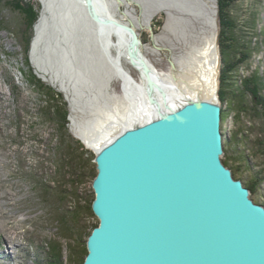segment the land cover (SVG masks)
Masks as SVG:
<instances>
[{
	"label": "water",
	"instance_id": "water-1",
	"mask_svg": "<svg viewBox=\"0 0 264 264\" xmlns=\"http://www.w3.org/2000/svg\"><path fill=\"white\" fill-rule=\"evenodd\" d=\"M87 6L102 22L93 0ZM103 22L131 35L127 53L145 75L152 110L121 122L97 145L79 138L94 153L99 220L83 264H264V203L224 161L221 73L214 94L174 100L135 29Z\"/></svg>",
	"mask_w": 264,
	"mask_h": 264
},
{
	"label": "rangeland",
	"instance_id": "rangeland-1",
	"mask_svg": "<svg viewBox=\"0 0 264 264\" xmlns=\"http://www.w3.org/2000/svg\"><path fill=\"white\" fill-rule=\"evenodd\" d=\"M164 1L167 2V0H128L123 9L134 13L136 18L144 19L143 8L159 7ZM169 1L170 4L166 5V8L163 6L155 14L152 23L143 22L141 25L138 24L137 28L142 39L143 52L162 73L171 71V59L179 60L191 48L189 41H192V38L209 32L213 15L216 17L219 50H222V42L227 43L221 34L223 33L221 24L226 12L220 7L219 0ZM227 1L229 0L224 2L226 8L229 7ZM0 4V256L8 257L0 259V264H38L37 260L41 262V253H46L45 251L52 249L53 245L57 247V251L63 250V257L67 259L66 264H80V260L71 263L68 258L67 247L71 238L67 232L71 225L68 217L74 213L73 208L78 205L77 199L80 205H87L91 197L92 171L95 168L94 153L89 149L87 156H91V161L87 163L86 175L78 185L73 186L72 182L75 179L68 178L69 176L66 177V184L62 186L51 183L57 185L56 188H51L53 190L61 187L67 190V198L64 201H58V198L52 194L49 196L44 194L41 183H49L50 179L59 177L55 164L61 156L59 153L61 137L57 124L45 117V108H43L46 103L45 96L28 80L29 68L25 61L26 53L22 43L24 37L32 35L29 58L37 76L63 93L69 109V131L76 139L79 138L71 130L73 114L71 98L76 92L75 87L82 94L79 104L84 113L80 112L79 117H82L80 115L90 117V106L83 103L86 97L84 93L99 90L101 84L97 77L91 76L90 80H84L80 85V81H77L75 76L77 73L70 75V68L68 72L61 64L58 65L60 61L56 59V53L47 45L48 42L57 43L52 28L49 33L50 37H53H49L52 41L48 39L43 42L37 53L41 64L48 67L49 72L38 68L32 46L37 32L36 27L44 10V3L41 0H0ZM35 15L36 19L32 24L31 20ZM233 16L237 20L236 29L244 33L245 38L252 39L253 46L255 45L252 57L234 72L238 71L239 75L248 76L257 69L264 77V0L236 1L233 5ZM171 25L174 29H170ZM77 38L79 40V37ZM227 64L222 51L221 76ZM72 71L76 72L74 69ZM136 71L133 69L134 75L138 77L139 72ZM239 75H233L230 81L234 82V78H238L237 83L241 84ZM260 87V93L264 97V86ZM114 90L122 93L120 81H115L109 88L110 92ZM248 91L249 101H256V97L250 90ZM102 98L105 99L101 96L99 104L104 102ZM226 107L228 108L227 101L224 102V108ZM259 108L260 112H264L262 105ZM250 110L252 112H243V122H241L240 119L238 120L237 109L228 108L227 119L222 124L223 131L229 136L228 139L226 138V143L234 138L235 133L241 142L243 141L240 144L233 139L231 147L228 146L230 150L227 158L235 167L243 164V168L238 172L244 182L249 181L251 174L264 167V150L254 148L255 138L261 136L260 139L264 141V118H259L254 109ZM242 123L244 130H241ZM255 123L257 125L263 123L262 128L256 127V131L250 129V125H256ZM247 141L251 142L247 143ZM239 151L245 153L246 162L242 163V160L234 158ZM72 191L77 193L78 198ZM256 197L260 202H264V180ZM82 215L77 228L79 231L77 237L80 240L76 246L79 252H84V241L88 238L86 231L98 220L97 216L86 210H82ZM61 216L67 220H62ZM10 233L15 237L6 239L5 236Z\"/></svg>",
	"mask_w": 264,
	"mask_h": 264
},
{
	"label": "bare ground",
	"instance_id": "bare-ground-1",
	"mask_svg": "<svg viewBox=\"0 0 264 264\" xmlns=\"http://www.w3.org/2000/svg\"><path fill=\"white\" fill-rule=\"evenodd\" d=\"M41 1L44 3V10L37 24L32 46L33 57L38 68L49 72V68L41 64L37 53L41 44L49 39L52 28L55 34L53 37L56 38L54 40L57 43L48 42L47 45L56 53V59L60 61L58 65L61 64L66 70L70 68V75L77 73L75 76L77 81H80V85L84 80H90L91 76L97 77L101 84L99 90H90L87 93L84 91L86 97L83 103L90 106V117L83 115L79 117L80 112L84 113L79 104L82 94L75 87L76 92L71 98L73 107L71 130L76 137L82 138L89 145H97L121 122L152 110L148 100L145 75L139 65L131 63L127 53L131 35L118 25L103 21L112 20L123 23L131 26L138 33V24L152 23L159 9L170 4L169 0L161 3L159 7L143 8L144 19L136 18L134 13L123 9L128 0H93L102 22L94 20L90 15L87 0ZM169 27L174 29L172 25ZM216 27V17L213 15L209 32L197 35L189 41L191 48L179 60H174L175 67L171 66L169 73L160 72L141 48L143 55L153 67L156 80L166 88L169 96L174 97V100L197 91L206 94L215 93L221 65ZM133 69L139 72L138 77L134 75ZM115 81L121 82L122 93L116 90L109 91ZM101 96L105 99L102 98L104 102L99 104ZM14 237L11 233L5 236L9 240ZM2 258L8 257L0 256V259Z\"/></svg>",
	"mask_w": 264,
	"mask_h": 264
},
{
	"label": "trees",
	"instance_id": "trees-1",
	"mask_svg": "<svg viewBox=\"0 0 264 264\" xmlns=\"http://www.w3.org/2000/svg\"><path fill=\"white\" fill-rule=\"evenodd\" d=\"M238 0H229L227 3L229 4V7L226 8L225 6V0H219L220 7L223 11L226 12L225 19L222 20V37L226 39L227 43L222 42V51L224 55V61L227 64L226 69L223 71L221 76V90L220 94L223 99V101H227L228 108L230 109H237L238 114V120L240 119L241 122H243L242 115L243 112H252L250 109L255 110V114L259 116V118H264V112H260L261 109L259 108L261 105L264 107V97L260 93V86H264V77L259 74V72L254 70L251 75L248 76H242L239 75L238 71L234 72L237 68L240 66H244L245 62H247L251 57L253 50L255 48V45L253 46L252 39L245 38V34L242 32H239L237 28V20L236 17L233 16V5ZM1 5V4H0ZM229 8V9H228ZM228 9V12H227ZM36 19V15L34 19L31 20L32 24L34 23V20ZM31 24V25H32ZM32 35L25 36L22 41L24 44V51L26 53L25 61L28 65V80L32 82L40 91L41 94H43L46 98V103L43 106L45 108V117L54 121L57 124L58 127V133L60 134L61 140H60V159L55 164L56 173L59 175L56 179H50L49 183H41V186L43 188V192L45 195L52 194L53 196L58 198V201H64L67 198V190L64 188L60 189H54L56 190L54 192L51 188H56L57 185H51V183H57L58 185L62 186L63 184H66V177L75 179L72 184L73 186L78 185L80 182H82L84 176L86 175V166L89 161H91V156L89 154V149L85 147V145L79 140L76 139L69 131V109H68V103L63 95L62 92L57 91L52 86L46 84L43 82L41 78L37 76L35 73L31 62L29 58V49H30V42H31ZM239 75L241 84L237 83L238 78H234V82L230 81L233 79V75ZM233 86V87H231ZM251 91L252 95L256 97V101H249V91ZM234 99H237V101H233ZM253 105V106H252ZM228 108H224L223 111V122L227 119L228 116ZM263 121V120H261ZM250 125V129L256 131V127L262 128V124L257 125ZM242 129L244 130V123L240 124ZM240 130V129H239ZM238 131V130H237ZM239 132V131H238ZM261 136L255 138L254 148L262 149L264 150V141ZM233 139L237 141V143H243L241 142V139L238 138V135L235 133L234 138L232 137V140L227 141L225 144L226 148V158H224L225 163L230 166L233 171L234 175L238 178H242L238 172V170L243 168V164H239L238 167H235L231 164V161L229 158H227V153H229L228 146L231 147V144H233ZM251 141H247L249 143ZM59 148V147H58ZM239 154L237 156H234V158L238 160L245 161V153L238 152ZM94 158V157H93ZM95 168L94 171H92V178H94L97 175V169L96 164L94 163ZM248 166L249 163H248ZM264 180V167L260 169L259 171L254 172L251 174V177L249 181H245V184L251 188L253 192V196L257 201L258 198L256 195L259 192L260 184ZM72 193L75 195L76 198H78V195L75 191H72ZM95 198L94 191L91 194V197L88 201L87 205H80L79 199L76 200V204L78 205L73 208L74 213L71 215V217H68V219L71 222V225L68 227V234L70 235V241L68 242V258L70 259L71 263H75L76 260H80V264H83L85 257L88 253L86 241H84V252H79L77 248V242L80 240L77 237L78 231V222L80 221V217L82 215V210H86V212H89L92 215H95L93 209H92V202ZM264 203V202H263ZM82 206L84 209H82ZM65 215V213H63ZM63 215V216H64ZM61 216L62 220L66 221L67 218ZM96 216V215H95ZM58 221L60 222V219L58 218ZM99 224V220H97L95 223H93L90 226V229L86 231L87 236H89L95 226ZM81 234V233H80ZM81 235H79L80 237ZM49 250V249H48ZM52 250V251H50ZM49 251H45L46 253L42 252L40 255L41 262L39 263V260H37L38 264H66V260L64 259V253L63 250L57 251V247L55 245L52 246V249ZM40 252V251H39ZM46 254V255H44ZM43 260V262H42ZM36 262V263H37Z\"/></svg>",
	"mask_w": 264,
	"mask_h": 264
}]
</instances>
